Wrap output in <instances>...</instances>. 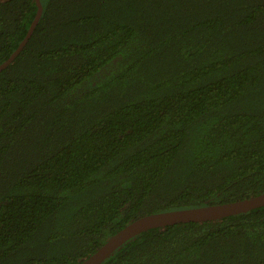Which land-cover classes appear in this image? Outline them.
Here are the masks:
<instances>
[{"label": "trees", "instance_id": "obj_1", "mask_svg": "<svg viewBox=\"0 0 264 264\" xmlns=\"http://www.w3.org/2000/svg\"><path fill=\"white\" fill-rule=\"evenodd\" d=\"M41 3L0 72V264H79L141 216L264 192V0ZM35 12L0 1V64ZM101 264H264V206Z\"/></svg>", "mask_w": 264, "mask_h": 264}, {"label": "water", "instance_id": "obj_2", "mask_svg": "<svg viewBox=\"0 0 264 264\" xmlns=\"http://www.w3.org/2000/svg\"><path fill=\"white\" fill-rule=\"evenodd\" d=\"M4 1V0H0ZM36 12L23 39L19 42L11 55L0 64V72L6 68L22 50L31 37L42 14L41 0H34ZM264 206V192L221 204H207L197 207L168 210L141 216L110 236L105 243L97 248L79 264H101L113 251L130 238L154 228H162L169 225L189 222H204L219 220L221 218L246 212L251 209Z\"/></svg>", "mask_w": 264, "mask_h": 264}]
</instances>
